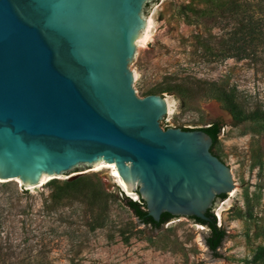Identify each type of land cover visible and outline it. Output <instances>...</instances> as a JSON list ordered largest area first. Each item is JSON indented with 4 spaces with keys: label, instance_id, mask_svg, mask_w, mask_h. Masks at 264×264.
<instances>
[{
    "label": "water",
    "instance_id": "obj_1",
    "mask_svg": "<svg viewBox=\"0 0 264 264\" xmlns=\"http://www.w3.org/2000/svg\"><path fill=\"white\" fill-rule=\"evenodd\" d=\"M148 1L0 0V179L34 185L103 161L154 221L210 220L230 168L203 129L160 125L166 97L133 87Z\"/></svg>",
    "mask_w": 264,
    "mask_h": 264
},
{
    "label": "rangeland",
    "instance_id": "obj_2",
    "mask_svg": "<svg viewBox=\"0 0 264 264\" xmlns=\"http://www.w3.org/2000/svg\"><path fill=\"white\" fill-rule=\"evenodd\" d=\"M213 1L149 0L147 37L129 67L138 96L152 91L168 100L163 128L221 123L213 150L234 187L210 208L226 233L219 256L205 244L206 225L182 215L158 228L143 224L123 199L138 195L112 168L86 165L40 186L0 181V264H250L264 246V55L203 54L202 38L216 50L225 37L226 28L201 16ZM222 89L234 93L239 117L219 98ZM70 179L78 186L65 188Z\"/></svg>",
    "mask_w": 264,
    "mask_h": 264
},
{
    "label": "trees",
    "instance_id": "obj_3",
    "mask_svg": "<svg viewBox=\"0 0 264 264\" xmlns=\"http://www.w3.org/2000/svg\"><path fill=\"white\" fill-rule=\"evenodd\" d=\"M218 11V13H216ZM201 16L212 17L214 20L225 29V37L219 40L218 49L214 50L209 46L205 39L202 38L200 45L203 48V54L213 59L226 58H255L264 55V0H214L207 7ZM178 88L183 87L182 83L176 84ZM152 91H147L144 95L150 94ZM219 98L223 101L234 116L239 117L241 110L233 92L222 89ZM181 129H194L191 127L179 126ZM212 137L211 152L219 159V155L213 150L217 142V137L221 129L219 121H213L208 126L200 127ZM221 160V159H220ZM78 179H70L65 181V188H74L78 186ZM138 194V192H136ZM112 196H115L111 193ZM217 197L225 198V194H220ZM125 204L132 210L134 215L143 224L150 225L153 228H158L173 216L167 212L161 214L159 221H154L147 214L144 201L138 197L137 199L128 196L123 197ZM206 215L210 217L209 221H204L198 218L190 217L199 224L206 225L208 228L207 234L204 236V241L212 255L219 256L218 248L221 246L222 240L225 237V229L221 225H217L216 216L212 211L208 210ZM250 264H264V246L255 250Z\"/></svg>",
    "mask_w": 264,
    "mask_h": 264
},
{
    "label": "bare ground",
    "instance_id": "obj_4",
    "mask_svg": "<svg viewBox=\"0 0 264 264\" xmlns=\"http://www.w3.org/2000/svg\"><path fill=\"white\" fill-rule=\"evenodd\" d=\"M149 26H150V22H148V20H147L146 28H145V30L143 31V35H142V37H141V39H140L139 41H141L142 39H143V40L146 39V37H147V29H148ZM168 104H169V103H168V100H167V105H168ZM94 166H95L94 170H97V169H100V168H112V170H113V174H114L116 177H118V180H119V182L121 183V185H123V186L125 187V184H124V183L121 181V179L119 178L118 173H117V171H116V169H115L113 163H105V162L102 161V162H99V163L95 164ZM15 179H17V178H15ZM47 179H48V177H43V178L40 180V182H38V183L36 184V186H40V185H42ZM17 180H19V179H17ZM0 181H4V179H0ZM125 188H126V187H125ZM231 193H232V192H231ZM199 225H200V227H202L201 224H199Z\"/></svg>",
    "mask_w": 264,
    "mask_h": 264
}]
</instances>
